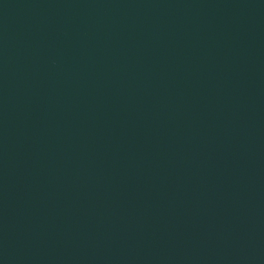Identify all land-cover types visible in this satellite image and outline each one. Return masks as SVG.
Returning <instances> with one entry per match:
<instances>
[{"label": "water", "instance_id": "water-1", "mask_svg": "<svg viewBox=\"0 0 264 264\" xmlns=\"http://www.w3.org/2000/svg\"><path fill=\"white\" fill-rule=\"evenodd\" d=\"M0 264H264V0H0Z\"/></svg>", "mask_w": 264, "mask_h": 264}]
</instances>
